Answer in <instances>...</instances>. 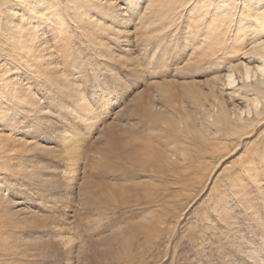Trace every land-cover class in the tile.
<instances>
[{"label": "rangeland", "instance_id": "374dc122", "mask_svg": "<svg viewBox=\"0 0 264 264\" xmlns=\"http://www.w3.org/2000/svg\"><path fill=\"white\" fill-rule=\"evenodd\" d=\"M113 1L130 19L127 29L122 15L106 22L121 30L117 49L124 61L109 64V51L101 56L74 31V65L60 61L67 90H72L69 97L57 102L54 93L42 100L39 96L45 113L37 110L36 115L44 118L35 123L27 144L17 133L16 152L29 160L16 162L26 166L15 184L1 175L0 264H264V171L259 187L239 165L253 145L264 149V123L242 140L238 151L223 152L221 159L208 155L203 172L193 167L176 177L171 171L167 182L144 166L183 141L185 129L178 134L177 119L194 118L203 104L210 109V86L240 57L223 59L217 68L211 61L201 62L200 56L191 57L194 39L183 28L154 35L139 23L146 3L132 17L134 1ZM76 90L93 106V127L75 112ZM104 97L110 100L107 105H102ZM69 143L79 152L73 164L65 153ZM197 169L206 175L201 181ZM232 177L248 190L244 199L232 197ZM192 181L196 186L189 190ZM8 188L13 190L5 199ZM157 188L160 202L152 194ZM149 215H157L156 220ZM150 228L156 236L144 233Z\"/></svg>", "mask_w": 264, "mask_h": 264}, {"label": "bare ground", "instance_id": "6f19581e", "mask_svg": "<svg viewBox=\"0 0 264 264\" xmlns=\"http://www.w3.org/2000/svg\"><path fill=\"white\" fill-rule=\"evenodd\" d=\"M132 1L133 4L129 6L130 9L132 7V17H136L146 3L144 14L139 17V23L146 24V29H152L154 35L164 29L183 28L186 37L194 39L191 57L200 56L201 62L211 61L216 68L217 65L223 66V59L240 57L236 64L231 62L224 71L219 72L214 85L210 86V92L213 93L210 109H206L203 104L199 106L194 118L189 115L177 119L178 134L181 129H185L182 132L186 134L183 141L181 139L180 144L174 143L176 145L171 146L170 154L160 157L155 163H143L144 166L149 167L147 169L158 181L168 182L169 179H166L170 178L171 171H176V177H179L181 170L188 173L196 167L203 172L202 168L206 166L204 161L208 155L218 156L221 159L224 157L223 152L226 155L235 152L240 148L242 140L264 123V0ZM118 8L113 0H0V144L3 145L0 147V179L3 178L1 175H5L11 180V184H15L18 171H22L26 166L16 163L20 158L23 159L21 163H27L29 159L22 157L23 154H18L15 147L18 140H22V145L27 144L28 142L24 140L30 134H34L37 129L34 128L35 123L39 124L42 120L43 116L36 115L37 110L38 114L45 113V108L40 102L42 96L47 97L54 93L55 98L52 100L57 99V102L69 97L68 92L71 89L67 90L69 87L67 88L66 80L64 82L60 61H64L65 66H70L67 61H71V65H74L71 41L75 32L79 38L83 36L88 47L96 50L101 56L104 57L109 51V61H107L109 64L124 61L120 58V50H118L120 41L123 40V38L118 39L121 30L119 31L115 24L112 27L106 26L108 19L117 21L119 15H122V24L127 29L129 16ZM109 38L110 44L106 45V39ZM58 78H62L61 82H56L59 81ZM70 84L74 85V83ZM76 92L75 112L81 121L93 127L97 124L96 118L91 117L92 113H90L93 111V106L84 94L77 90ZM58 94L60 97L56 98ZM73 95L70 97L72 98ZM103 99L102 105L110 102L109 98ZM6 125H9V130H6ZM19 127L22 130H19ZM19 132L21 138L16 140ZM174 139L173 141H176V138ZM229 142L235 144L234 147H228ZM252 147L248 150L246 158L240 160L245 164L239 163V165L247 172L249 180L259 186V173L264 171V149L254 148V145ZM65 153L68 161L71 164L75 163L76 156L79 155L76 147H72L69 143ZM199 170L195 175L198 181H201L205 174L203 173L202 176ZM236 180L238 178L233 177L232 182L228 180L232 197H246L249 194L248 190L243 183ZM195 186L192 181L189 190L194 189ZM0 189H2L1 184ZM12 190L13 188H8L6 194H2L5 199ZM159 191L157 188L152 193L155 195V202H160ZM164 191L169 192L168 189ZM166 192L165 197H167ZM156 216L154 218L149 215V218L156 220ZM153 229L150 228L144 233L153 236ZM249 259L255 261L256 257L250 254Z\"/></svg>", "mask_w": 264, "mask_h": 264}]
</instances>
